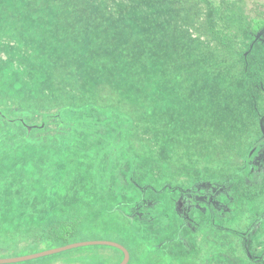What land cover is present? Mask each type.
<instances>
[{"label": "rangeland", "instance_id": "obj_1", "mask_svg": "<svg viewBox=\"0 0 264 264\" xmlns=\"http://www.w3.org/2000/svg\"><path fill=\"white\" fill-rule=\"evenodd\" d=\"M109 4L106 0H0V146L9 145L8 152L13 155L8 158L6 151L0 160V169H4L0 172V238L42 226L49 216L68 214L81 219L96 214V226L84 218L80 220L78 226L90 224L87 227L96 231L80 241L119 243L129 251L127 264H264V154L259 164L250 165L251 172L257 165L263 167L257 178L249 175L247 169L244 174L237 171L239 159L247 161L257 141L260 116L256 112L249 118L246 115L247 103L251 101L247 87L241 104L228 109L226 102L234 101L230 90L219 103L200 96L192 101L197 110L208 116L215 112L240 114L235 120L225 114L224 122L236 126H224L218 132L213 123L205 122L206 126L199 122L203 134L198 140L215 135L211 148L210 141L204 147L199 144V148L210 151L203 152L198 143H193L197 141L182 138L180 128L169 124L170 115L156 126V132L153 127L143 130L139 121L129 115L133 102L122 100L113 81L106 79L113 74L115 81L120 82L115 70L120 72L121 65L130 60L144 63L142 56L148 54L147 35L141 33L128 39L129 60L118 58L119 29L128 26L134 32L142 23L153 26L170 19L166 14L157 17L146 5L119 0ZM56 15L61 23L51 29L46 24L54 20L50 16ZM63 20L71 28L66 39L71 40L72 34V39L84 48H66L70 54L66 58L61 49L65 48L61 37L64 33L58 32L65 24ZM188 33L193 37L192 31ZM156 40L158 37L152 38ZM260 40L263 43L256 42L249 56L261 61L264 36ZM37 43L60 52L59 58L47 51L38 59L37 65L46 66L53 74L43 80V87L29 73V65L37 56ZM146 67L141 69L142 79L150 75L149 67L157 70L153 63ZM199 89L206 94L211 87L202 82ZM193 91L185 85L179 89L185 98ZM164 101L170 103L169 98ZM222 102L224 111L219 108ZM18 125L20 132H16ZM161 132L180 141L169 154L161 153L156 143L155 136ZM26 136L38 142L17 141ZM229 139L234 140L235 146L231 152L222 149ZM173 146L169 143L166 147ZM42 161L46 165L41 166ZM44 167L50 174L41 182L35 175H45ZM244 175L251 181L244 184ZM72 181L78 184L71 185ZM132 181L143 183L147 193L137 190ZM190 188L211 194L214 201L211 205L208 199H197L184 219L179 214L181 206L177 208L175 201ZM135 198L138 205L132 211L135 204L129 201ZM93 199L97 202L92 207L89 203ZM120 200L130 209L121 208ZM155 200L159 205H151ZM189 202L192 204L191 198ZM122 209L127 211L125 222H121ZM133 214L137 226H122L130 223L127 218ZM83 247L78 249L99 252L102 264H119L124 259L113 246ZM245 255L255 261H248ZM58 256L7 264H52Z\"/></svg>", "mask_w": 264, "mask_h": 264}, {"label": "trees", "instance_id": "obj_2", "mask_svg": "<svg viewBox=\"0 0 264 264\" xmlns=\"http://www.w3.org/2000/svg\"><path fill=\"white\" fill-rule=\"evenodd\" d=\"M106 1L108 5H110L109 3L113 4L117 0ZM119 1H127L140 6L146 5V7L152 10L157 17L166 14L170 19L167 21L162 20L161 23L157 22L158 24L155 23V27L154 25L146 26L142 23L137 26L134 32L131 31L128 26L119 29L121 30L119 34L121 46L117 51L118 58L120 56L127 61L129 60L126 55L130 49L128 40L130 37L143 33L147 35L146 39H148V54L142 56L144 63L133 62L130 60L121 65L120 72L115 70V73H119L120 82L115 81L116 76L113 74L107 75L108 79H106L113 81L122 100L133 102L129 113L130 117L133 116L136 122L139 121L143 130L150 131L151 127H153V132H156L158 129L156 126H158L161 121L168 120L167 116L170 115L171 117L168 120L169 124H171L172 127L178 126L180 128L179 134L182 138L189 139V142L197 141L193 143H198L196 144L198 145V148L199 144L204 147V144L210 141L211 148V142H213L212 138L215 135L213 137H206L205 140H198L197 137L200 138V135L203 134L199 131L200 124L208 126L207 123L211 122L216 126L214 128L216 132H218L220 130L222 131L224 126H227V128L236 126V123L224 122L226 115L230 119L235 120L240 114H234L231 116L226 113L219 114L215 112V114L208 116L205 111L197 110V106L193 105L192 101L200 96L202 98H208L205 99L206 101L214 100L219 103L220 101H223L221 100L223 95L226 96L230 90L234 101L226 102L228 109L236 104H241V95L244 94L247 87V96L251 97V101H248L247 103L246 115L249 118V115L256 112L260 116L258 124L256 125L257 141L253 146L250 145V147L252 146V151L247 161L238 158L241 162L237 167V171L240 173L243 172L244 174V170L247 169L249 175L254 174L256 175L255 178H257L258 175H260L259 170L262 173L263 170L261 169H263L264 166L260 167L257 165L256 170L251 172L250 165L253 162L259 164V162L262 161L259 160V158L264 154V57L260 61L256 59L254 55L250 57L249 53L255 48V43H260V38L264 36V0ZM41 8L47 9L46 6H42ZM91 9L92 7H90V10ZM137 16L140 17L139 15ZM50 18H54V20H51L46 26L51 29L57 27L58 24L61 23L59 15L50 16ZM63 21L65 24L61 25V28H58V32L62 31L60 33H64L61 37L64 38L63 43L65 48L61 49H64L66 58L70 55L67 53V50H75V48L83 47L78 45L76 40L74 41L72 39V34L71 40L66 39L71 28L69 29V26H67V20ZM42 27L44 28L45 26ZM106 28L107 26L104 29ZM112 29L115 31L116 28ZM189 31L193 32V37H190L188 33ZM53 36L54 35L51 37L52 39H54ZM154 37H158V40L152 41V38ZM36 49L37 56L34 58V62H31V65H29V69H31L29 73L31 78L38 82V86L43 87L46 85L43 80H46L45 78L48 80L53 74L47 70L46 66H38V59L44 57L43 53H46L47 51H49L50 55L54 54L56 55V58H59L60 52L57 53L53 51L55 47H45L42 43L38 44ZM105 52L108 51L105 50ZM158 55L160 56L159 58ZM149 59L155 64L157 70L149 67L150 75L146 79H142L140 76L141 69L147 68L146 64L152 65ZM87 77L90 78V73L88 72ZM202 82H207L211 87L206 94H201L202 91L199 89V85ZM181 85L194 88L193 94L190 97L185 98L179 93ZM34 86H36V84ZM212 90L213 92H211ZM166 98L170 99V103L164 101ZM183 98L188 101H184ZM219 108L222 111L226 110L225 103L222 102ZM258 109L260 112H258ZM183 113H185V115ZM176 115L179 118H177ZM143 118L144 120H141ZM34 126L35 125H30L31 128ZM20 127L21 126L19 125L15 126V128H17L16 132H18V129L19 132L21 131ZM36 127V129L39 130L42 128V126ZM155 137L156 143L160 145L161 153H171L180 142L176 141V139L171 137L168 133L161 132ZM17 141H21L20 143H28L35 142L36 140L30 139L29 136H26ZM169 143L170 145L175 146L167 149L166 146L169 145ZM17 144L18 142L13 144V146ZM233 144L234 140L229 139V141L223 145L222 149L231 152V150L235 148ZM7 146H0V160L4 157L6 151L8 152L9 148H7ZM217 148L220 149V147ZM199 150L203 152H206L207 150L210 151L208 148L203 150L202 147L199 148ZM10 152L11 151L7 154L8 158H13V155L9 154ZM209 155L211 157L210 152H208V156ZM43 164L46 165V162L42 161L40 163L41 166H43ZM16 169L19 170L18 168ZM215 169L219 170L218 168ZM215 169L213 171L217 176L216 173H218V171H215ZM3 170L4 169H0V172ZM44 170H46L45 175H42L41 172H39L38 175H35V177L38 176L37 179L41 182H45V177L50 174L47 167H44ZM244 177V184H246L247 181H251L249 176L246 177L244 175ZM30 179L33 178L30 177ZM142 182H144V177ZM70 184L74 185L78 183L72 181ZM70 184L69 187H71ZM84 184L86 185V183ZM132 184H134L137 190L147 193L146 188L141 186L143 183L141 184L132 181ZM216 187L219 186L216 184ZM209 191L212 192V190ZM141 198L143 199V197ZM190 198L192 199V204L189 202ZM199 198L208 199L207 201L213 205L214 200L211 194H201V192L191 190V188L182 192L178 200L175 201L177 208L178 205L181 206L179 209L181 217L184 219L186 218V211L193 207V204L196 205L195 202L198 201L197 199ZM96 202L97 199H93L89 205L93 207ZM129 202L134 203L135 207L132 209H136V206L138 205L136 198ZM119 203L121 208L129 206V204L128 206H125V202L122 200H120ZM156 203L159 205L160 202L155 200L151 205ZM135 209L132 211H135ZM120 211L121 216H123L121 222H125L127 211L124 209ZM83 218L92 222L94 226L97 225L95 224L97 222L96 214L85 215L81 217V219ZM133 218L134 214L132 218H127L130 223L122 226H137ZM81 219L80 217H70L68 214L58 216L57 218L49 216L48 218H45L42 226H36L23 232L13 233L10 238H8L7 234L3 239L0 238V258L12 257L26 252L34 253L64 246L73 242H79L86 234L96 233L95 230H91L87 227L91 226L90 224L83 227L78 226ZM89 246L93 247L100 245ZM115 248L121 251L124 256V252L121 249L117 247ZM55 255L59 256L52 264H102L104 261L99 252L83 250L82 248L70 249L56 253ZM246 256L247 255H245V257ZM245 259L250 262L255 261L251 256H247Z\"/></svg>", "mask_w": 264, "mask_h": 264}, {"label": "water", "instance_id": "obj_3", "mask_svg": "<svg viewBox=\"0 0 264 264\" xmlns=\"http://www.w3.org/2000/svg\"><path fill=\"white\" fill-rule=\"evenodd\" d=\"M89 245H109V246L117 247L124 252V259L119 264H127L129 261V257H130L129 251L124 246H122L121 244L115 243V242H110V241L90 240V241L73 242V243H70V244H67L64 246L46 249L43 251L25 254L22 256L2 257V258H0V264H7V263H14V262H21V261L36 259L39 257L52 255V254L64 252V251H67L70 249L79 248V247H83V246H89Z\"/></svg>", "mask_w": 264, "mask_h": 264}]
</instances>
